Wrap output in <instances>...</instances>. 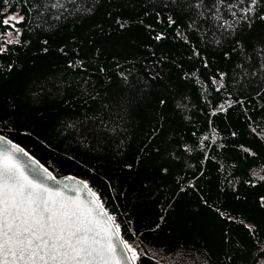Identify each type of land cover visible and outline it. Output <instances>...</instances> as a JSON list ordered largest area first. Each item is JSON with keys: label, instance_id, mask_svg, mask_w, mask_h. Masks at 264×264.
<instances>
[{"label": "trees", "instance_id": "1", "mask_svg": "<svg viewBox=\"0 0 264 264\" xmlns=\"http://www.w3.org/2000/svg\"><path fill=\"white\" fill-rule=\"evenodd\" d=\"M261 17L264 0H0V133L82 178L136 264H264Z\"/></svg>", "mask_w": 264, "mask_h": 264}, {"label": "snow or ice", "instance_id": "2", "mask_svg": "<svg viewBox=\"0 0 264 264\" xmlns=\"http://www.w3.org/2000/svg\"><path fill=\"white\" fill-rule=\"evenodd\" d=\"M256 3L251 0L252 5ZM213 6L217 7L213 18L220 20L218 6ZM51 7L63 4L53 3ZM243 11L247 20L254 8ZM18 152L23 150L0 137V264H136L137 249L121 239L120 225L107 215L95 192H90L93 199L85 202L78 195L68 196L48 187L44 177L33 179L26 174V167L31 165L22 166L14 155ZM46 179L54 181L55 177L47 174Z\"/></svg>", "mask_w": 264, "mask_h": 264}, {"label": "water", "instance_id": "3", "mask_svg": "<svg viewBox=\"0 0 264 264\" xmlns=\"http://www.w3.org/2000/svg\"><path fill=\"white\" fill-rule=\"evenodd\" d=\"M0 137H4L5 139L10 140L12 144L18 145L23 150V152L14 153V155L19 160L22 166L31 165V167H26V174H29L31 178L38 179L42 176L45 178L44 182L50 188L59 189L68 196L78 195L80 199L85 202H90L93 199V197L90 195V192H93V190L82 178L72 174L56 175L23 146L13 141L9 137L3 135L2 133H0ZM44 169H47V173L44 172ZM47 174L55 177V180H47ZM85 184H87V188H85ZM104 210L106 211L107 215H110L105 207ZM102 219H106V217H102ZM121 239L123 238L121 237ZM129 264H131V261H129Z\"/></svg>", "mask_w": 264, "mask_h": 264}, {"label": "rangeland", "instance_id": "4", "mask_svg": "<svg viewBox=\"0 0 264 264\" xmlns=\"http://www.w3.org/2000/svg\"><path fill=\"white\" fill-rule=\"evenodd\" d=\"M13 16H15L17 19H16V20H10L9 18H10V17H13ZM19 19H20V16L14 13V14H8V15L4 18V21H5V20H8V21H9L8 23H10L11 25L14 26V22H15V21H18ZM15 40H16V34H15L13 31L8 30L4 36L0 37V44H2V46H3V44H4L3 42H9V41H15ZM263 170H264V167L259 168V169H255V170L253 171V173H254L255 176L261 178V177H264V171H263ZM258 175H259V176H258ZM131 245H133V244H131ZM133 246H134V245H133ZM134 247H135V246H134ZM135 248H136V247H135Z\"/></svg>", "mask_w": 264, "mask_h": 264}, {"label": "bare ground", "instance_id": "5", "mask_svg": "<svg viewBox=\"0 0 264 264\" xmlns=\"http://www.w3.org/2000/svg\"><path fill=\"white\" fill-rule=\"evenodd\" d=\"M264 171V170H263ZM259 176V175H258Z\"/></svg>", "mask_w": 264, "mask_h": 264}]
</instances>
